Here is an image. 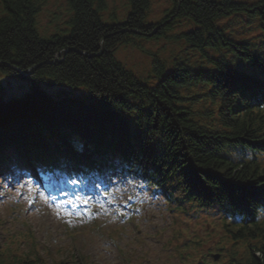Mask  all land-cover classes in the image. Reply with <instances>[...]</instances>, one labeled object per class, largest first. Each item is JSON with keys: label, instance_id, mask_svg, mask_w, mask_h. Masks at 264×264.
<instances>
[{"label": "trees", "instance_id": "trees-1", "mask_svg": "<svg viewBox=\"0 0 264 264\" xmlns=\"http://www.w3.org/2000/svg\"><path fill=\"white\" fill-rule=\"evenodd\" d=\"M46 1L0 0V174L17 155L77 176L120 167L187 211L223 213L248 244L231 264H264V0H171L156 22L152 0L122 14L67 0L65 26L42 35ZM140 40L172 48L142 50L145 78L117 56ZM30 254L0 264H50Z\"/></svg>", "mask_w": 264, "mask_h": 264}, {"label": "rangeland", "instance_id": "rangeland-1", "mask_svg": "<svg viewBox=\"0 0 264 264\" xmlns=\"http://www.w3.org/2000/svg\"><path fill=\"white\" fill-rule=\"evenodd\" d=\"M125 3V0H110L109 12L116 10L117 14H122ZM170 6V0H152L153 22L160 19ZM69 16L67 0H47L38 16V27L41 34L49 35L56 31L58 26H65ZM244 26L246 27L245 19ZM233 28L236 27H231ZM164 48H167V56L170 55L172 48L167 46L164 40L140 41L139 46L122 48L118 53V58L138 76L146 77L150 69L151 58L142 50L162 54ZM14 81L6 85H12L17 91L15 88L23 81L20 79ZM11 174L2 180L0 178V222L2 223L0 242L4 252L7 253L8 248H14L17 251L18 247L15 244H22L21 249H28L32 238H35L42 258L54 261L71 260V254L72 256L74 254L87 257L90 264L187 263L175 258V252H164L162 249L164 242L173 237L171 220L163 204L158 206L148 198L145 204L147 208L145 215L137 219L133 226L125 224V221L121 222L120 218L113 214V209L102 202L92 208L97 211L100 223L90 229L85 222L87 217L77 215L79 211L75 207L79 205L75 206L74 201L62 198L60 193H56L57 196L54 198L50 197L44 189L37 185V181H31L21 171H11ZM110 182L111 180L107 178L98 181L97 184L105 186ZM93 187L97 194L100 193V190L96 189V184ZM83 189L87 190L86 187ZM73 195L76 194L73 193ZM110 203L112 206L115 205L114 202ZM72 211L76 215H71ZM120 212L127 214L123 209ZM118 228L126 230L119 232L118 235L116 233ZM206 228L207 223L205 222L198 226V235L208 242V247L201 249L199 255L206 254L210 250L209 264H228L230 254L241 258L245 251L243 244L227 241L220 228L212 230V226H209L208 230H212L209 234ZM190 235L187 233L189 238L193 236ZM220 246L226 248L225 253L219 251ZM12 254L20 255L21 252L10 251L6 259H15ZM212 254H220L219 261H215Z\"/></svg>", "mask_w": 264, "mask_h": 264}, {"label": "bare ground", "instance_id": "bare-ground-1", "mask_svg": "<svg viewBox=\"0 0 264 264\" xmlns=\"http://www.w3.org/2000/svg\"><path fill=\"white\" fill-rule=\"evenodd\" d=\"M48 189H50L51 191H54V188H52V186H47ZM80 208V207H77Z\"/></svg>", "mask_w": 264, "mask_h": 264}]
</instances>
